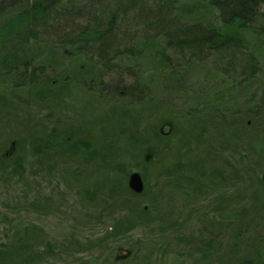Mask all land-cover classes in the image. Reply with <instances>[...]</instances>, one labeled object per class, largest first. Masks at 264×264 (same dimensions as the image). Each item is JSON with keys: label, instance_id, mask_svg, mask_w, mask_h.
<instances>
[{"label": "trees", "instance_id": "1", "mask_svg": "<svg viewBox=\"0 0 264 264\" xmlns=\"http://www.w3.org/2000/svg\"><path fill=\"white\" fill-rule=\"evenodd\" d=\"M263 7L264 0H0V83L5 87L6 81L11 80L14 85L20 86L19 89L23 92H29L40 84L62 92L60 88L63 85L59 86L62 80L67 83L66 85L80 86L83 84L80 77L84 75L89 79V83H86L89 90L84 93L105 100L106 95L103 92L92 89L98 82L102 84L106 74L117 71L122 76L128 74L133 81H138V84H129L124 91V95L130 96L131 100L117 101L116 104L108 101L110 104L108 112L111 115H115L120 122L123 120L121 117L127 116L126 123H132L137 129L135 135L130 129L125 131L122 129L124 122L119 124L118 132L108 139L114 152L105 158L109 166L108 173H124V179L115 188L109 189V196L114 200L109 208L113 212L116 210L124 212L115 218L110 231L104 237L76 247L77 252L90 250L92 246H101L112 238L123 237L138 224H145L144 222L157 219L160 223L163 222L162 226L166 224V218L150 215L151 208L155 207L156 198L150 195L153 190L149 189L147 172H144L143 193H137L131 190L127 183L129 170L121 167V164L127 167V160L130 163L135 160L138 165L145 164L144 166L148 168L150 167L148 165L156 160V165L166 160L171 162V165H164L168 173L175 164L173 159L175 156L168 157L170 150L168 141L177 136L178 123L171 119V111L163 109V102L151 97L158 94L155 89L153 94L151 92L152 77L153 79L155 77L154 80L157 82H163V78L166 77L168 83L164 80V84L171 87L179 84L178 79H184L185 73H190L193 67L197 69H204L208 65L212 67L213 71L207 77L214 92H209L207 88L206 96L202 100L205 101L209 94H214L215 97L217 95L221 97V101L212 109L216 113H210L211 119L205 121L206 124L211 123L209 126L213 130H209L207 126L200 130L203 132L208 130V137L213 141V146L211 150L209 144L204 157L199 160L202 166L207 167L209 175L228 187L236 186L243 177L256 181L254 179L256 168L252 162L256 161V157L262 159L259 149L264 145V128L263 133L256 130L258 135H255L253 126L244 123L242 115L244 111L241 110V106L237 107V103L240 100L241 105L255 108L256 115H253L254 119H250L253 125L264 124V119L257 121L258 112L261 111L264 115L262 76L264 65L261 64L264 57L239 38L223 36L222 28L213 22L215 18L213 14L226 24L234 23L235 20H241L246 25L250 22L254 24L257 20L262 21L260 27L256 26L257 29L252 30L263 33L264 14L261 10ZM94 67L98 73L91 71ZM169 72H173L174 75L168 78ZM145 86L151 88L145 91ZM103 89L109 93L111 90L117 91L118 86ZM63 95L66 98V95ZM153 102L158 108L152 109ZM27 104L28 106L35 104L39 111L36 114L31 111L29 117L20 118L15 111L16 103L0 95V118L4 119L8 113H12L20 123L18 133L0 134V182L3 184H10L14 178L15 182L23 185V169L26 165L33 170L32 174H36L39 169H45L51 175L55 166L65 163L60 161L58 164L48 165L42 157L43 153L53 151L54 154L59 148L53 141L45 139L46 134L48 136L55 134L61 138L62 131H58L57 125L64 119H70L64 117L60 119L56 112L52 113L53 115L46 112L45 116H40L39 113L51 107L49 104L45 105L46 107L40 104L38 97H28ZM42 106L45 109H42ZM58 106L59 104L55 105V108ZM131 111L142 113L139 120L128 115ZM155 112L160 118L157 124L151 122V116L155 115ZM187 112L188 114L184 115L186 118L189 115L196 117L192 109ZM192 116L188 119L189 131L197 124L196 120L198 121L192 120ZM52 122L55 123L51 125ZM167 122L173 126L171 131L161 133L163 125L165 131H168ZM40 125L44 131L41 130L42 134L37 140L40 144L35 146L32 139L36 130L32 131L30 128H38ZM84 132V129L79 131L80 134ZM203 132L199 135L195 133L198 136L197 140L200 141ZM153 136L154 139L151 140ZM120 137L125 139L130 149L116 147L115 144ZM63 139L68 144L72 143L71 137L67 138V135ZM152 141L154 145L151 144ZM77 142L81 143L82 140L78 138ZM85 147L89 146L86 144ZM115 156L119 157L120 162L114 161ZM120 157H124L123 161ZM219 163L222 166H216ZM78 167L79 165L73 172L77 173ZM65 169L66 167L61 170L63 178L66 174ZM197 171L202 172L200 169ZM193 178L190 181H194V186L198 189L199 180L195 176ZM259 184L264 186V177L259 179ZM80 189L79 187L77 193H81ZM100 189L102 193L106 190L102 187ZM99 190L94 189L92 193L95 196L89 197V202L95 200ZM161 191L162 189L160 193ZM123 194L125 196L120 198ZM143 195L151 201L148 210L137 200ZM251 200L249 203L255 206V195ZM261 207L264 208V201ZM247 210V206L246 208L242 206L229 217L226 216L230 221L225 225L228 229L231 228L228 230L231 236L224 242L229 244L227 253H232L229 264H264V251L261 252L259 248L263 241H260L259 247L251 246L248 241L250 237L248 233H251V239L256 235H260L262 239L263 235L261 230H256L258 222L254 223L255 215L251 216ZM261 213L264 228V211ZM36 229L38 230L34 227L28 232L31 243L27 241L28 244H24L23 239L16 237L14 243L3 244V248H0V264L5 262L11 264L15 261L35 262L34 259L45 258L44 255L53 252L45 246L42 249L43 255L38 252L32 255V250L39 242ZM218 242V245H222L220 240ZM216 245L211 238L204 242L203 246L200 244L196 249L192 248L189 253L199 251L205 256L207 250L215 249ZM242 247H248L249 254L246 253L245 256L240 254L238 251ZM129 251L130 253L120 260L121 264H126V260L132 259L133 251Z\"/></svg>", "mask_w": 264, "mask_h": 264}, {"label": "rangeland", "instance_id": "2", "mask_svg": "<svg viewBox=\"0 0 264 264\" xmlns=\"http://www.w3.org/2000/svg\"><path fill=\"white\" fill-rule=\"evenodd\" d=\"M261 10L264 14V7ZM213 15L215 16L213 22L222 28L223 36L239 38L244 44H249L257 52L263 54L264 57V32L259 33L252 30L256 26L260 27L262 21L257 20L254 24L250 22L246 25L241 20H235L234 23L226 24L222 23L215 14ZM177 59L176 57V61ZM261 64L264 65V62ZM91 71L98 73L95 67ZM212 71L213 68L209 65L204 69L193 67L190 73H185L186 77L182 78L183 81L178 79L179 84L176 86L165 85L164 80L168 83L166 77L163 78V82H157L155 81L156 78L154 77V80L152 77L150 85L153 88L144 87L145 91L151 88L152 94L154 89L158 91L157 95L153 94L151 97L158 98L159 102H163V109L168 112L171 111V119H175L178 123L177 136L168 141L170 146L168 157L170 155L175 156V158L173 157L175 164L171 169L172 171L168 173L164 165H171V162L166 160L160 165L155 164L156 160L148 165L149 168L144 166L145 164L138 165L135 160L132 163L127 160V167L124 164H121V167L129 170L126 180L133 171L139 172L144 180V172H147V179L150 183L149 189L153 190L150 195L156 198L155 207L151 208L150 215L166 218V224L162 226L163 222L160 223L157 219L144 222L145 224H138L123 237L112 238L101 246H92L90 250L80 252L76 251V247L104 237L110 231L115 218L124 212H120V210L113 212L109 208L111 202L114 201L112 196H109V189L110 187L115 188L124 179V173H108L109 166L105 158L109 157V153L113 154L112 152H114V148L111 147L108 139L115 132H118L119 124L124 122L122 129L124 131L130 129L135 135L137 129L132 123H126L127 116L121 117L123 120L120 122L115 115L108 112V109L109 103L116 104L117 101L131 100L130 96L124 95V91L129 84H138V81H133V78L128 74L122 76L117 71L106 74L102 84L98 82L92 89L103 92L106 95L105 100L94 98L89 93L85 94L89 90V85L86 84L89 83V79L84 75L80 77L84 85L80 86L78 84L69 86L62 80V83H59V86L63 85L60 88L63 90L62 92L42 84L36 85L29 92H23L20 91V86L14 85L11 80L6 81V87L0 83V95L16 103L17 109L15 111L18 117H29L31 111L36 114L39 108L35 104L28 106L27 102L28 97H38L40 104L43 106L49 104L51 107L47 110L45 109L46 106H42L41 108L45 110L39 113L40 116H45L46 112L51 114L56 112L60 119L63 117L70 119L60 121L57 129L62 131V139L66 135L67 138L71 137L72 139V143L68 144L65 139L62 140L55 134L53 136L46 134L45 136L46 140L53 141L59 148L54 154L53 151L49 152L46 149L47 152L43 153V161L48 165L65 161L66 174L64 178L61 176L62 168H65L63 164L55 166L51 175L45 169H39L36 174H32L33 170L26 165L23 169V185L15 182L14 178L11 179L10 184L0 182V248H3V244L14 243L16 237L23 239L24 244H28L27 241L31 243L32 240H29L28 232L36 227L39 230L36 229L39 242H37L36 248L32 250V255L37 252L43 255L42 249L45 246L53 251L44 255L45 258L34 259L35 262L21 263L15 261L11 264H121L120 260L124 259L128 250H132L133 255L132 259L126 260V264H229L232 253H227L229 244L224 242L231 236V233H228L231 228L228 229L225 225L227 221H230L226 216L229 217L242 206L245 208L247 206V212L251 213V216L255 215L254 223L258 222L256 230H261V235H263L262 239L260 235L251 239L252 235L248 233L250 235L248 241L253 247H259L260 241H263L259 247L260 251L263 252L264 228L261 212L264 211V208L261 207V204L264 201V186H260L259 179L264 177V145L259 149L263 160L256 157V161L252 162L256 168L254 174L256 181L243 177L236 186L228 187L225 183L223 184L220 180L209 175L206 170L207 167L202 166V162L199 160L204 157L209 144L211 150L213 146V141L208 137V130L206 129V132L200 130L206 126L209 130H213L209 126L211 123L206 124L205 121L211 119L210 113H216L212 109H215L221 101V97L218 95L215 97L214 94H209V98L205 101L202 100L206 96L205 90L207 88L209 92H214L208 78ZM173 75V72H169L168 78ZM122 85L124 86L122 87ZM108 86L111 88L118 86V89L107 93V90L103 88ZM63 94L66 95V98ZM31 101L33 100L31 99ZM238 103L237 107L241 106V110L244 111L242 114L244 123L253 126L255 135H258L257 131L263 133L264 124L253 125L252 120H250L254 119L253 115H256L255 108H250V106L247 108L246 105ZM57 104L59 106L55 108ZM152 107V109H156L158 105L153 102ZM68 108H70L69 111ZM189 109L193 110L194 116L196 115L195 118L192 115L189 117L192 116V120L198 119L191 131L188 127L189 117L184 116L188 114ZM140 114L131 111L128 115L139 120ZM258 116L257 121L264 119L261 111L258 112ZM158 119L160 118H158L157 113L151 116L153 124H157ZM53 123L55 122H52L51 125ZM19 127V119L15 118L12 113H8L4 119L0 118V134L4 132L18 133ZM33 129L36 130V134L32 141L35 146H38L37 144L40 143L37 140L42 134L41 130L44 131V129L41 125L38 128H30L34 131ZM78 129L79 131L84 129L85 132L80 134ZM123 130V137H125ZM200 132L204 134L199 141L195 133L199 135ZM123 137L118 138L116 147L130 149L126 145V137L125 139ZM78 138L82 140L81 143L77 142ZM86 144L89 146L88 148L85 147ZM151 144L154 145L155 143L152 141ZM120 158L123 161L124 157ZM113 159L120 162L118 156ZM77 165L79 167L76 173L73 170L76 169ZM216 166L222 165L219 163ZM208 167L210 169V166ZM198 169L202 172L197 173ZM160 171L161 174H159ZM193 176L199 180L198 189L195 188L194 181H190L194 179ZM12 177L18 179L16 176L12 175ZM79 187L81 193H77ZM101 187L106 189L103 191L104 193L101 192V189L99 190ZM94 189L99 191L95 200L89 202V197L95 196L92 193ZM160 189H162L161 193ZM194 190H198V192ZM253 195L256 197L255 206L249 203L252 202L251 197ZM123 196L125 195H121L120 198ZM137 200L142 203V207L145 206L147 210L150 208L151 201L146 199V195L140 196ZM211 238L214 239L217 247L211 251L207 250V255L203 256L204 254L199 251L189 253L192 248L196 249L197 245L200 244L203 246L204 242ZM219 240L222 245H218ZM249 242L247 243L249 244ZM238 252L244 256L246 253L249 254L248 247H242ZM4 264L8 263L5 262Z\"/></svg>", "mask_w": 264, "mask_h": 264}, {"label": "water", "instance_id": "3", "mask_svg": "<svg viewBox=\"0 0 264 264\" xmlns=\"http://www.w3.org/2000/svg\"><path fill=\"white\" fill-rule=\"evenodd\" d=\"M166 124H168V131H165V125L162 126L161 128V133H168L171 131L172 129V124L167 122ZM150 157V154L147 155V158ZM128 185L129 188L137 193H143L144 187H145V180H143L142 175L137 172V171H133L131 172V174L128 177ZM130 253V251L128 250L127 253H125L124 257H126L128 254Z\"/></svg>", "mask_w": 264, "mask_h": 264}]
</instances>
